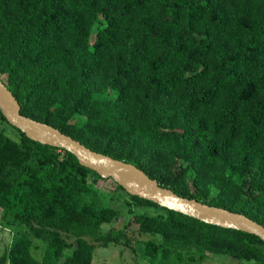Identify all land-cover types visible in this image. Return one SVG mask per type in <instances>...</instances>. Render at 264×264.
<instances>
[{"label":"trees","instance_id":"trees-1","mask_svg":"<svg viewBox=\"0 0 264 264\" xmlns=\"http://www.w3.org/2000/svg\"><path fill=\"white\" fill-rule=\"evenodd\" d=\"M0 80L21 114L264 226V0H0ZM11 127L18 139L0 127V209L17 231L0 264H92L98 247L130 246L133 226L162 264H264L258 236L119 184L158 214L130 209L105 231L122 219L98 186L111 179Z\"/></svg>","mask_w":264,"mask_h":264},{"label":"water","instance_id":"water-1","mask_svg":"<svg viewBox=\"0 0 264 264\" xmlns=\"http://www.w3.org/2000/svg\"><path fill=\"white\" fill-rule=\"evenodd\" d=\"M0 109L8 123L29 138L73 154L82 166L104 179L116 180L128 194L207 224L256 235L264 241V226L248 216L179 196L171 189L162 187L135 165L95 152L52 125L21 114L20 103L2 80Z\"/></svg>","mask_w":264,"mask_h":264},{"label":"rangeland","instance_id":"rangeland-1","mask_svg":"<svg viewBox=\"0 0 264 264\" xmlns=\"http://www.w3.org/2000/svg\"><path fill=\"white\" fill-rule=\"evenodd\" d=\"M0 127L3 128L8 135L12 138H19L18 133L3 119L0 118ZM118 182L114 179L100 181L98 186L102 191L103 199L105 204L114 209L119 210L122 213V219L112 223L103 225L105 231L109 230L111 227L116 229L122 228L125 221H127L130 216V209L133 212L145 213L148 215H157L158 211L154 208H148L141 205H133L130 203V198L118 187ZM17 231V228L12 225H8L3 218V212L0 209V257L8 249L11 244L13 234ZM129 237L131 239L130 246L114 245L111 244L109 247H98L94 251V258L92 264H162L161 259H151L145 254L144 242L153 237L147 234H141L137 231V226H133L129 232ZM157 241H160L156 238ZM37 246L34 249V256L37 259H41L46 250L45 244L42 242H35ZM201 264H239L237 260L230 257H218L212 256L208 259L200 261Z\"/></svg>","mask_w":264,"mask_h":264}]
</instances>
